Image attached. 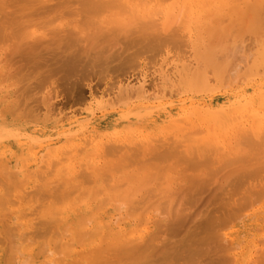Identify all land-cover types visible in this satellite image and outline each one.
Segmentation results:
<instances>
[{
  "label": "bare ground",
  "instance_id": "bare-ground-1",
  "mask_svg": "<svg viewBox=\"0 0 264 264\" xmlns=\"http://www.w3.org/2000/svg\"><path fill=\"white\" fill-rule=\"evenodd\" d=\"M219 1L0 0V264H264V225H257V233L250 234L242 225L246 218H255L256 224L264 221V205L252 210L264 200V179L259 183L264 167L256 166L258 161L264 166V139L252 136L264 134V73L256 74L251 67L257 56L254 66L264 68V0ZM210 5L218 8L212 21L207 20L213 16V9L207 10ZM183 11L186 16L178 15ZM223 13L229 26L222 27ZM179 19L182 29L186 24L195 32L194 42L190 41L195 62L181 61L179 66L176 60L172 71L159 73L154 85H147L145 78L135 83L120 80L115 96L90 93L79 99L84 108L67 114L53 111L48 104L38 113L27 102L23 87L16 89L14 99L15 89L10 87L17 83L11 78L20 79L15 57L26 58L25 63L28 59L31 68L29 64L26 68L37 70L44 67L43 52L51 53L72 91L75 84L80 86L84 70L104 66L111 56H118L110 50L119 43L115 46L122 49L121 41L125 40L124 54L133 40L146 42V48L154 50L167 42L178 44L175 33H164ZM188 27L183 30L189 32ZM242 28H249L242 31L246 35H254L249 38L255 37L257 55L251 45L247 48L253 52L247 55L250 50L241 38L238 42L244 36ZM228 33H235L233 44L215 42L231 36ZM239 43L245 45L243 52ZM142 44L139 47L144 48ZM138 52L126 62L137 59ZM242 61L245 64L238 71ZM49 66L52 74L54 68ZM237 72L248 76L238 73L242 78L236 79ZM75 74H80L78 81ZM222 100L226 102L213 107L214 101ZM199 133L202 137H191ZM181 142H189L185 143L189 147L178 153L177 148L184 146ZM240 145L238 152L243 145L247 150L241 156L236 151ZM230 149L231 157H224V163L215 160ZM180 163L183 175L182 169L174 171ZM134 164L147 170L132 169ZM236 164L249 166L235 169L234 179L229 178L226 185H231L230 192L222 183L223 192L219 187L222 194H214L213 203L208 196L210 206L197 211L198 206L191 213L214 177L225 166ZM187 175L192 194L185 189L182 203L176 204L174 198L182 190L180 185L179 193L171 191L163 195L164 201L144 207L147 194L152 200ZM254 178H259L257 184L248 187L245 181ZM152 179L157 192L149 185ZM138 180L142 182L136 191L132 188ZM147 184L152 188L147 189ZM242 188L246 193L236 197ZM138 192L141 195L136 198Z\"/></svg>",
  "mask_w": 264,
  "mask_h": 264
},
{
  "label": "rangeland",
  "instance_id": "rangeland-1",
  "mask_svg": "<svg viewBox=\"0 0 264 264\" xmlns=\"http://www.w3.org/2000/svg\"><path fill=\"white\" fill-rule=\"evenodd\" d=\"M217 1H219V0H217ZM252 1H255V0H245V1H243V0H240V2H238L237 4H244V2H247V3H250V2H252ZM259 1V0H258ZM220 2V1H219ZM50 5V2H48L46 5ZM52 4V3H51ZM54 4V3H53ZM236 3H234V4H232V5H235ZM210 6H212L211 7V9H210ZM210 6H208L207 7V10H212L213 9V11H211V12H213L211 15H213L212 17L209 15L208 16V18H207V20L209 19V20H211L212 21V19H215L217 16V14L215 13V11H214V8H215V10H218V8L217 7H215L216 5H210ZM224 10H226V9H224ZM55 11H53V13H54ZM58 12V11H57ZM56 12V13H57ZM210 12V13H211ZM50 14V15H53V16H55L54 14ZM55 13V14H56ZM185 15H184V14ZM225 13H227V12H225ZM225 13H223L224 15H225ZM177 14V13H176ZM178 15H181L182 17L183 16H186V12L185 11H183L182 13H179ZM178 15H176V16H178ZM222 16V20H221V22H222V27H224V25H228L229 24V18H228V13H227V15H225V16ZM175 16V17H176ZM181 17V18H182ZM210 17V18H209ZM180 18V19H181ZM174 19V18H173ZM178 20V21H175L176 20V18H175V20H173V21H175L176 23H174V22H171V24L168 26V31L166 30L165 31V33L164 32H162V33H164V35H166V33L167 34H171L172 35V32L173 33H175L174 34V36L177 38V40H179L178 42H177V40H176V42L178 43V44H173V43H171L170 44V42H167V43H165V44H163V45H165V46H163V47H160V49H159V51H158V49H156V50H154V49H149L148 47L146 48V42H138V43H136V41H134L133 40V42L132 43H130V42H128V44L126 43V45H128V46H125L126 47V49H125V54H124V51H123V47H124V43H125V40L123 41L124 43L122 44V41H121V47H122V49H118L117 47L119 46V44H115V45H113V47H115L116 49H113V50H110V51H112V52H114V50H115V53H117L118 54V56H120V57H118V56H114V58H113V56H111L110 57V59H112V60H109L106 64H104V66H100V65H98V67L97 66H95V65H93V67H91L90 69H91V71H90V69H87L86 71L84 70L82 73V77H83V80H79L78 78L80 77L79 75L77 76V74H78V71H77V74H75L76 76H77V81L79 80V81H81V82H78L79 84H80V86L78 85V84H75L76 86L74 87V89L72 90V91H68V86L65 84V82H64V76H63V73L62 72H58V71H60L59 70V63L58 62H56V61H53L52 60V58H53V56L54 55H52V56H50L51 55V53H48L47 54V52H46V54H45V52H43L44 53V55H43V61L45 62V64H44V67H43V65L38 69L37 68V70H35V69H31L33 72H32V74H31V70H29L28 68H26V67H28L29 66V68H31L30 67V64H29V60L27 59L26 61H28V63H25L24 61H23V59L24 58H22V59H20V57H15V59H16V61H17V63L16 64H14V66L16 67V68H18V70H19V76H18V79L19 80H16L15 79V77L13 78H11V80L12 81H14V82H16L17 84L15 85V86H11L10 88L11 89H15V95H14V99H15V97H17V94H18V91H16V89L18 88V87H23L22 89H25L26 88V94H27V100H29V101H27V102H29L30 103V106H33V108H37L38 109V113H40V112H43V110H44V108H46L48 105H52V108L53 109H56V110H53V111H60V112H62L61 114H67V113H70V112H72V111H74V110H80V109H82V108H84V105L83 104H81V102H82V100H79V99H81V98H88L89 97V95H90V93L91 94H95V93H102V92H108V93H110V92H112L113 94H114V96L116 95V93H117V86H118V83L120 82V80H123L122 82H124V80H127V81H130L131 83H135V81H137V80H140L141 78H145L146 79V84L147 85H154L155 83H157L158 82V78H159V73H162V72H165V71H167V72H170V70L172 71V69H173V64L174 63H177V61H179L177 64L179 65H181V61H186L185 63H187V61L189 62V61H191V62H195L194 61V57L192 56L193 54H194V45H193V43L192 42H194V38H195V32H194V30L192 31L186 24H185V20H184V24H185V29H187L186 27H188V30H189V32L187 31V30H183L182 29V27L184 26V25H182V22L183 21H181L182 19H184V18H182L181 20ZM210 21V22H211ZM243 22V21H242ZM241 22V23H242ZM245 23H242V24H245V26H247L248 24H246V21H244ZM240 23V25H242ZM179 24V25H178ZM226 25V26H227ZM240 25L238 26V28H240ZM182 26V27H181ZM208 26V25H207ZM206 26V27H207ZM229 26V25H228ZM243 28H244V25L242 26ZM243 28L242 29H240V31L242 32H244V30L246 29V31L249 29V28H245L244 30H243ZM188 32V34L189 35H191V36H189L188 34H187V32ZM242 32V33H243ZM194 33V34H193ZM231 35V36H228V37H224V39L222 40V39H219L218 38V41H217V39L215 40V42H219L220 40V44L221 45H223V46H227V44H228V46H229V44L231 45V44H233L234 43V41H235V38L236 37H234L235 35V33H228V35ZM250 34H252L251 32H249V33H247V35L245 34V33H243V35L244 36H242L241 35V33H240V35H241V37H239V41L238 42H241L240 41V38L242 39V42H244V44L246 45V48L247 47H249V46H247V45H251V47H253V48H255V49H253L254 50V52H255V54H256V52H258V46L256 47L255 46V41H254V38L252 37V36H254L253 34H252V38H249L250 37ZM171 35H169L170 37H171ZM227 35V34H226ZM234 35V36H233ZM249 38V39H251V40H248V39H244L246 36ZM262 36H264V35H262ZM261 36V37H262ZM244 37V38H243ZM246 37V38H247ZM228 39V40H226V39ZM259 38H260V36H259ZM262 38H264V37H262ZM262 38H260V39H262ZM131 39V38H130ZM133 39V38H132ZM131 39V40H132ZM175 39V38H174ZM256 39H258V37L256 38ZM259 39V40H260ZM246 40V41H245ZM190 41H192V42H190ZM247 41H249V42H247ZM262 41V40H261ZM260 41V42H261ZM127 42V41H126ZM256 42H258V40H256ZM139 43H145V44H142L143 45V47L144 48H142L141 47V45H140V47H139ZM248 43V44H247ZM251 43V44H250ZM252 43H254V44H252ZM138 44V46H136ZM244 44H241V43H239V45L241 46V48H242V52L244 51V49H243V47L245 46ZM258 44H259V42H258ZM145 45V46H144ZM178 45V46H177ZM260 45V44H259ZM187 46H189V47H187ZM243 46V47H242ZM255 46V47H254ZM44 48H47V47H45V45L43 46ZM178 47V48H177ZM120 48V47H119ZM133 48V49H132ZM146 48V49H145ZM245 48V47H244ZM119 50V53L121 52L122 54H120L119 55V53H118V50ZM149 49V50H148ZM248 49V48H247ZM250 49H252V48H250ZM250 49H248V50H250ZM116 50H117V52H116ZM246 50V49H245ZM256 50V51H255ZM48 51V50H47ZM139 51V52H138ZM111 52V53H112ZM131 52V53H130ZM136 52H138L137 54H138V57H137V59L136 58H133V59H128L129 61V64H128V62H126L127 61V59L126 58H130L129 57V55H134ZM249 52H253V51H248L247 52V55H249ZM154 53V54H153ZM116 54V55H117ZM244 54V53H243ZM47 55H49V57L47 56ZM112 55H114L113 53H112ZM123 55V56H122ZM245 55V54H244ZM257 55V54H256ZM256 55H254V56H256ZM122 56V57H121ZM127 56V57H126ZM253 56V57H254ZM47 57H48V59H47ZM52 57V58H51ZM123 57H125V58H123ZM250 57V56H249ZM252 57V56H251ZM251 57H250V59H251ZM247 58H248V56H247ZM26 59V58H25ZM24 59V60H25ZM54 59V58H53ZM115 60V63H114V60ZM181 59V60H180ZM256 59H257V56L255 57V58H252V60H254V62H252L251 64H253V66H251L252 68L254 67V69H255V71H254V73L256 72V74H257V72H260V73H258L259 75L260 74H262V73H264V68H256L254 65H256V63H255V61H256ZM119 60L121 61V62H119ZM177 60V61H176ZM247 61H249V59H247L246 60V63H247ZM54 62V63H53ZM56 62V63H55ZM125 64H124V63ZM181 62V63H180ZM244 61H242V62H240V64L238 63V71H239V68L240 67H242L241 65H244L245 64V62L243 63ZM48 63V64H47ZM29 64V65H28ZM98 64H100V63H98ZM108 64V65H107ZM113 64H114V66H113ZM118 64V65H117ZM131 64V65H130ZM249 63H247L246 65H248ZM28 65V66H27ZM32 65V64H31ZM46 65V66H45ZM48 65H50V66H53V67H51V69H53V71L55 72V73H53V71H52V74H50L51 72H49V71H51V70H49L48 71ZM122 67H121V66ZM125 65V66H124ZM127 65V66H126ZM134 65V66H133ZM179 65V66H180ZM245 65V67L244 68H246L247 66ZM49 66V67H50ZM57 66V67H56ZM107 66H109L108 68H107ZM113 66V67H112ZM133 66V67H132ZM33 67V66H32ZM56 67V68H55ZM105 67V68H104ZM115 67V68H114ZM116 67H118V68H116ZM34 68V67H33ZM111 68V69H110ZM113 68V69H112ZM123 68V69H122ZM171 68V69H170ZM242 69V70H247V69ZM252 68H251V70H248V73H247V71H246V73L249 75L250 73H249V71H252ZM50 69V68H49ZM104 69L106 70V71H104ZM108 69H109V71H108ZM259 69H261L262 71H258ZM89 70V71H88ZM112 72H111V71ZM241 71V70H240ZM58 72V73H57ZM85 72H86V74H85ZM92 72V73H91ZM245 72V71H244ZM253 72V71H252ZM27 73H30V74H27ZM61 73H62V75H61ZM80 73V72H79ZM89 73V74H88ZM238 73L239 74H242V76H243V78H244V76L246 77V76H248V75H245L246 73H244L243 74V72H237L236 74H237V77H236V79L239 77V78H242V76L241 75H239L238 76ZM93 74V75H92ZM96 74V75H95ZM101 74V75H100ZM252 74V73H251ZM74 75V76H75ZM88 77H87V76ZM41 76V77H40ZM76 76H75V78H76ZM136 77V78H135ZM41 78V79H40ZM81 78V77H80ZM85 78V79H84ZM238 78V79H239ZM137 79V80H136ZM40 80H41V82H40ZM44 80V84H43V81ZM72 81V80H71ZM42 83V84H41ZM62 83V84H61ZM149 83V84H148ZM167 86H171L170 84H167ZM66 87V88H65ZM171 87H173V86H171ZM79 88H81V91H80V89ZM173 89H174V91H176L175 90V88L173 87ZM172 89V90H173ZM80 91V93L82 94V96H81V94L80 93H76V92H79ZM22 91V90H21ZM68 91V92H67ZM67 92V93H66ZM71 92V93H70ZM76 93V94H75ZM70 94V95H69ZM80 96H79V95ZM74 95V96H73ZM46 96H48V97H46ZM76 96V97H75ZM48 98H50V100H48ZM213 101V100H212ZM226 101L224 100H222V101H219V102H217V103H215V101L212 103L213 104V107H216L217 105H220L221 103H225ZM45 103V104H44ZM48 104V105H47ZM227 105H229V103H226ZM42 105V106H41ZM43 105H44V107H43ZM116 105H118V104H116ZM83 106V107H82ZM122 107V106H121ZM119 108V109H123V108ZM99 115L100 114H98L97 113V116L99 117ZM77 119H79V118H81V115L80 114H77L76 116H75ZM22 120H25V121H27L28 122V124H29V126L30 127H33L34 126V123H31V120L30 119H28V118H26V117H23V118H21ZM75 119V118H74ZM76 125H78V124H76ZM262 130V129H261ZM261 130H260V132H261ZM191 131H194V130H191ZM262 134V133H261ZM260 134V136H261V138H258V137H260L259 136V134H257V135H252L253 136V139H255V140H257V139H260L259 141H262L261 139H264V134H262L261 135ZM202 135L203 134H201V133H199L198 135H195V136H191V137H194L195 139L198 137V138H200V137H202ZM255 136H256V138H255ZM251 138V137H250ZM191 139H193V138H191ZM252 139V140H253ZM173 141H174V139H172ZM171 140V141H172ZM250 140V139H249ZM251 140V141H252ZM238 141H240V139L238 140ZM242 142H244L245 143V141H242ZM241 142V143H242ZM247 142V141H246ZM253 142H254V140H253ZM258 142V141H257ZM262 142H264V141H262ZM171 143V142H170ZM182 144H183V142H181ZM185 143L186 144H189V142H184V146L183 147H180V148H177L178 149V153H180V152H182V151H179V150H186L187 149V147H189V145L187 146L186 145V147H185ZM235 143V142H234ZM237 144H239V143H237ZM246 144V143H245ZM171 145H174V147H175V144L173 143V144H171ZM178 145H180V144H178ZM237 146V145H236ZM246 146V145H245ZM261 146V145H260ZM171 147V146H170ZM240 147H241V145L240 146H238L237 147V152L239 151V149H240ZM247 147V146H246ZM262 147H264V146H262ZM246 149L245 147H244V145L242 146V148H241V151L240 152H238V154L240 155L241 154V152L242 153H245V151H247V150H245L244 151V149ZM261 148V147H260ZM259 148V149H260ZM177 149H176V151H177ZM233 149H235V148H233ZM250 149V148H249ZM258 149V148H257ZM256 149V150H257ZM244 152H243V151ZM262 150V149H261ZM260 151V150H259ZM232 152H233V150H232ZM250 152H251V150H250ZM258 152V151H257ZM183 153V152H182ZM234 153V152H233ZM248 152H246V154H247ZM231 155V149H230V152H222V153H220L217 157V159H215L216 161H219V160H222V159H225V158H229V157H231L230 156ZM243 155V154H242ZM245 155V154H244ZM241 156V155H240ZM225 157V158H224ZM233 157V156H232ZM227 158V159H228ZM262 158H264V156H262ZM176 160L178 159V157L177 158H175ZM262 161H264V160H262ZM221 162H223V160L221 161ZM224 163V162H223ZM259 163V164H258ZM258 165H256V163H254L257 167L260 165V167L262 168V167H264V166H262V162L260 161H258ZM217 164H218V162H217ZM220 164V163H219ZM240 165L241 164H239L238 166L240 167ZM152 166V165H151ZM179 166H180V168H179ZM238 166H237V164L236 165H232L231 167H224V169L225 170H221L219 173H218V175H216V177H214L215 178V180L213 181H211V183L210 184H212V182H213V184L210 186V188H207L205 191H206V193H205V191H204V193H202L201 195H200V197H199V199H197L196 200V206H192V209L190 210L191 211V213H195L196 211H195V208H197L198 206L200 207H198L197 208V211H199V209H202V210H205V208H207L208 207V204H209V206H210V204H211V201H210V203L208 202V199L207 198H209L208 196L211 194L212 195V192L213 191H216L215 193H213V196H211L210 195V198H212V203H213V200L215 199L214 198V194H215V196H217L216 194H218L219 193V191L220 192H223V190H222V183H224L225 182V187L224 188H226L227 189V192L229 191L230 192V190H228L229 188H231L230 186H226V185H229L230 183L229 182H227V181H231L232 180V178L235 176V174H234V172L236 171L235 169H237L238 168ZM242 166V168H247L249 165H247V164H244V165H241ZM149 168H151L150 167V165L148 166ZM156 166L154 165V167H152V168H155ZM234 167V168H233ZM132 169H139V170H141V172L143 173V171H146L147 169H141V167H140V165H138V164H134V166H132L131 167ZM231 168H233V169H231ZM182 169V170H181ZM152 170V169H151ZM181 170V172H180V174L183 172V167H182V164L180 163V165H178V168H176V169H174V171H180ZM234 170V171H233ZM155 171V170H154ZM153 171V172H154ZM176 173V172H175ZM174 172H173V174H175ZM233 173V174H232ZM222 174H223V176H222ZM181 175H183V174H181ZM149 176V178H150V175H148ZM231 176V177H230ZM260 176H261V174H260ZM155 177V176H154ZM153 177V178H154ZM158 176H157V174H156V177H155V179L157 178ZM186 177V178H185ZM185 177H181V178H179V179H177V180H175V183L174 184H170L169 186H171L172 188L171 189H167V188H165V190L164 189H162V190H164V192H163V194L161 193L162 192V190L160 191V196H158V192L157 191H159V190H157V188H154L155 187V185L154 184H152V183H154V181H153V179L152 180H150V184L149 185H151L155 190H156V192H157V196H154V198L152 199V200H150V199H148L147 197H148V194H147V197H146V199L147 200H149L148 202H147V200H145L147 203H142V204H146L144 207H148V206H151V207H153L156 203H158V201H164L165 200V198H163L164 196L163 195H165V194H167V193H169L170 192V194H171V191L172 192H174L175 190V192H177V193H179V190L180 189H182L181 191H180V193H179V195L178 194H174L175 196H174V198L176 199L175 201H176V204L178 203H182V201H184V198L186 197V195L185 194H183V196H181L182 195V193L183 192H185L184 190L186 189V191H188V193L189 194H192L191 192L192 191H189V189L191 188V183H187V181L189 182V179L191 180V178L189 177L188 178V175L187 176H185ZM219 177V178H218ZM262 177H264V172H262V176L260 177L261 179L259 180V178H254V179H251V180H249V182L248 181H245V183H246V185L248 186L250 183H252L253 185L255 184H257L256 182H257V180H259V183H260V181L262 180V179H264V178H262ZM188 178V179H187ZM223 178H225V179H223ZM231 179V180H228V179ZM187 179V180H186ZM234 179V178H233ZM145 179H143V181H144ZM147 180V179H146ZM145 180V181H146ZM158 180H160V179H158ZM245 180H247V179H245ZM139 181L140 180H138L137 182H135V184L137 185V184H139ZM153 181V182H152ZM161 181H163V180H161ZM179 182V183H177V182ZM219 181V182H218ZM140 182H142V181H140ZM147 182V181H146ZM191 182H192V180H191ZM228 184H227V183ZM236 182V181H235ZM145 183V182H144ZM218 183V184H217ZM142 184V183H141ZM157 184H160L159 182H157ZM166 184V183H165ZM165 184H162V185H165ZM179 184V185H178ZM186 184V185H185ZM188 184H190V185H188ZM148 184H147V189H148V186H149ZM166 185H168V183L166 184ZM180 185H182L183 187H184V185L186 186L184 189H183V187L181 188V186ZM188 185V186H187ZM142 186V185H141ZM143 186H145V184L143 185ZM157 186V185H156ZM178 186H180V189L178 188ZM209 186V185H208ZM218 186V187H217ZM123 187H125L124 189H126V186H123ZM133 187V186H132ZM136 187H138V185L137 186H135V187H133L132 189L133 190H136L135 188ZM139 187H140V185H139ZM152 187H150L149 186V189L150 188H152ZM220 187V189H219V191H218V188ZM228 187V188H227ZM232 187H233V185H232ZM249 187V186H248ZM245 189L247 188L246 186L244 187ZM139 189V188H138ZM138 189L136 190V191H138ZM141 189V188H140ZM159 189V188H158ZM161 189V188H160ZM243 189V188H242ZM143 190H145V188L143 189ZM190 190H192V189H190ZM210 190H212V191H210ZM222 190V191H221ZM241 190V189H240ZM239 189L237 190L238 191V195H236V197L238 196H240L241 194L243 195L244 193L243 192H245L246 193V191L243 189L241 192H239L240 191ZM247 190H249V188H247ZM125 190H121V193L120 194H122V195H124V192ZM127 191V190H126ZM140 191V190H139ZM147 191V190H146ZM154 191V190H153ZM152 191V192H153ZM141 192H142V189H141ZM144 192V191H143ZM150 191L148 190V192L147 193H149ZM152 192H151V194H152ZM210 192V193H209ZM226 192V193H227ZM127 193V192H126ZM139 194L141 195V193L140 192H138V194H135V197L136 198H139L140 196H139ZM150 194V193H149ZM169 194V195H170ZM222 194V193H221ZM220 193H219V195L218 196H220L221 195ZM142 195H144V193L142 194ZM176 195H178V196H176ZM224 195H226V194H224ZM224 195H222V198H224ZM133 196V195H132ZM149 196H151V195H149ZM167 196V195H166ZM165 196V197H166ZM235 196V195H234ZM234 196H231L232 197V199H236ZM181 197V198H180ZM226 198L225 199H228L229 197L226 195L225 196ZM230 197V198H231ZM129 198V197H128ZM151 198V197H150ZM159 198V199H158ZM136 200L135 198H131V200ZM179 200V202H178V200ZM130 200V199H129ZM140 200V199H139ZM144 200V199H143ZM142 200V201H143ZM199 200V201H198ZM211 200V199H210ZM128 201V200H127ZM127 201H125V203H126V205H128L127 204ZM141 201V200H140ZM202 201V202H201ZM128 202H130V201H128ZM136 201H134L133 202V204L135 203ZM202 204H201V203ZM140 204H141V202H140ZM151 204V205H150ZM200 204V205H199ZM205 205V208L204 207H202V206H204ZM262 205H264V200H262V201H260L259 203H257V204H255V206L254 207H252V210H254V209H257L258 207L260 208ZM122 207H125V210H126V206H125V204L123 205V203H122V205H121ZM125 210H123V211H125ZM197 215V214H196ZM192 216H194V214H192ZM198 217L197 216H195L194 217V220H193V222H197L198 220ZM255 220V218H252V220H248L247 218L245 219V222L244 223H242V225H246L245 226V230H246V232H248L249 234L250 233H252V232H254V233H257V230H256V227H257V225H260V226H262V225H264V221H257V224L255 223L256 221H254ZM253 221H254V224H253ZM190 224H192V223H190ZM189 224V225H190ZM194 224V223H193ZM190 226H192V225H190ZM244 228V227H243Z\"/></svg>",
  "mask_w": 264,
  "mask_h": 264
}]
</instances>
